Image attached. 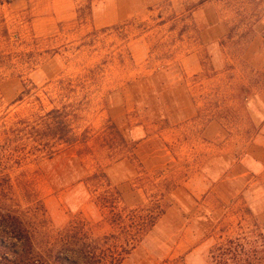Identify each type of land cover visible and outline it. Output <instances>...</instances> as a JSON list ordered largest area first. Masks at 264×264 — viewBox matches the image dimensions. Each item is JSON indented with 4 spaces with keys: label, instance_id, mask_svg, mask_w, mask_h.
I'll return each instance as SVG.
<instances>
[{
    "label": "rangeland",
    "instance_id": "rangeland-1",
    "mask_svg": "<svg viewBox=\"0 0 264 264\" xmlns=\"http://www.w3.org/2000/svg\"><path fill=\"white\" fill-rule=\"evenodd\" d=\"M0 57V131L67 106L90 132L6 170L43 246L84 224L113 244L117 212L159 204L122 264H212L264 232V0H0Z\"/></svg>",
    "mask_w": 264,
    "mask_h": 264
},
{
    "label": "trees",
    "instance_id": "trees-1",
    "mask_svg": "<svg viewBox=\"0 0 264 264\" xmlns=\"http://www.w3.org/2000/svg\"><path fill=\"white\" fill-rule=\"evenodd\" d=\"M250 75L252 79L264 77V73L255 70H251ZM89 134V130L76 131L67 106L54 107L43 116L34 113L4 125L0 131V264H122L128 254L126 248L133 247L137 238L143 240L165 215L161 204L155 208L143 206L127 215L117 212L128 229L125 237L113 244L110 236L94 238L84 224L79 231L70 229L61 240L43 246L37 237V227L29 223L20 209L14 180L6 170L22 166L30 156L52 159L59 151L77 146H82L76 151L81 157L83 151L89 149ZM133 228L135 236L129 230ZM211 259L212 264H264V232H243L228 237L213 247Z\"/></svg>",
    "mask_w": 264,
    "mask_h": 264
},
{
    "label": "crops",
    "instance_id": "crops-1",
    "mask_svg": "<svg viewBox=\"0 0 264 264\" xmlns=\"http://www.w3.org/2000/svg\"><path fill=\"white\" fill-rule=\"evenodd\" d=\"M259 150L264 152V147H256L255 148V146H254V152H257ZM252 156L253 157H256L255 153H252ZM249 173L245 171V172H242L239 176L242 178V177L246 176ZM250 183L251 182L248 181V184H250ZM248 190H252V187H248ZM260 194H263L262 196L260 195V197H259L260 200H261V202L263 201L262 204H260L261 202L259 203L261 205V208H262V207H264V190ZM253 200H254V197H253ZM260 210H264V208L263 209H260Z\"/></svg>",
    "mask_w": 264,
    "mask_h": 264
}]
</instances>
